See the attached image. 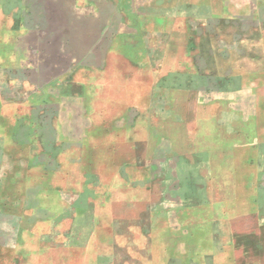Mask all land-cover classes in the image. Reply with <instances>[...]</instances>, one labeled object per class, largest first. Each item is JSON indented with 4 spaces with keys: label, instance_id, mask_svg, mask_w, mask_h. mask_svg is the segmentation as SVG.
<instances>
[{
    "label": "rangeland",
    "instance_id": "rangeland-1",
    "mask_svg": "<svg viewBox=\"0 0 264 264\" xmlns=\"http://www.w3.org/2000/svg\"><path fill=\"white\" fill-rule=\"evenodd\" d=\"M239 5L0 0V136L53 145L0 137V208L25 212L4 218V264L19 247L30 264H157L188 242L197 264L219 259L211 242L264 264V27ZM47 199L94 204L93 248L30 233Z\"/></svg>",
    "mask_w": 264,
    "mask_h": 264
},
{
    "label": "crops",
    "instance_id": "crops-1",
    "mask_svg": "<svg viewBox=\"0 0 264 264\" xmlns=\"http://www.w3.org/2000/svg\"><path fill=\"white\" fill-rule=\"evenodd\" d=\"M236 3H241L237 10L248 9L249 12V14L245 13V15H241L237 20L238 22L264 27V0H236ZM256 11H258L259 13L256 14ZM47 134L48 133H46V131L43 132L44 139L42 140V142L40 138H38L34 133L30 134L29 139H27V135L24 140L21 139L19 133L15 136L7 135L5 137L4 135H2L0 137L1 139H5L6 143L12 146L18 145L29 147L33 152L38 148H42L43 151L48 152L49 150H51V146L53 145H51L50 139L48 138L49 135L47 136ZM17 194L18 195L16 203L19 204L22 199L19 197V193ZM45 198H51V195H45ZM42 201L46 203L42 204ZM65 201V199H60V204L52 205L51 199L38 200V204L34 206V209L29 210L30 212L27 211L28 213H30L29 224L31 225L30 227H28L30 228V233H33L34 235L38 234L39 228H43L45 229V231L49 229V231L52 233L53 227L59 226L57 228H59L61 234L63 233L75 235L73 243L68 242V239L65 241L66 247L74 248L76 250H82L91 242V244L89 245L90 247L87 248H93L94 228L98 229L99 227V222L96 219L98 213H96L94 209V204L92 203L91 205H89L87 204L88 202L83 199H76V202L85 204L72 206L73 210H71L72 208L69 209V206L67 204H62ZM24 214L25 212H23V210L18 213H10L0 208V220L3 221V223H0V234H3L4 232L5 226L3 224L5 223V217L8 219L12 218L21 220L22 217H25ZM175 229L176 228H173L172 226L165 229V234L163 237H176L177 231ZM24 231H26V229ZM6 232H8V230ZM2 234L0 235V238H3V235L5 233L3 235ZM84 234L90 235L89 238L86 239V236H83ZM68 244H70L72 247ZM186 246L187 248H184V244L180 246V248L185 251H181L178 246H165L164 252L161 254L162 256L160 255L157 264H197L195 245H192L190 244V242H188ZM215 246L220 250L219 259L214 260L212 263L210 261L211 257H206L204 260L205 262H208V264H244V262L242 261L243 258H241V255L238 254V245L229 247L228 243L225 242H221V245H218V243L216 242H211V244L209 245V252H211V250ZM21 252L25 253V251H23V248L19 247L17 250V257L13 260V264H25L26 262L30 264L31 261L29 259V254L28 256H26V258H24L21 256ZM257 255L261 256L262 254ZM257 255H254L251 258L252 262H250L249 264H258ZM0 264H4L3 258H0ZM81 264H93V260H87L85 262H82Z\"/></svg>",
    "mask_w": 264,
    "mask_h": 264
}]
</instances>
